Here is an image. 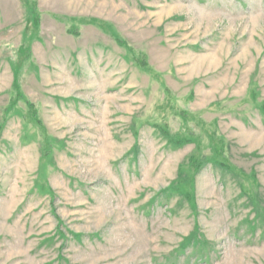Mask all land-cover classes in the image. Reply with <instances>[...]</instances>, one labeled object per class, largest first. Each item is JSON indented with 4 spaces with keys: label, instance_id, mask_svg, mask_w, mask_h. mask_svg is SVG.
Wrapping results in <instances>:
<instances>
[{
    "label": "rangeland",
    "instance_id": "1",
    "mask_svg": "<svg viewBox=\"0 0 264 264\" xmlns=\"http://www.w3.org/2000/svg\"><path fill=\"white\" fill-rule=\"evenodd\" d=\"M0 264H264V0H0Z\"/></svg>",
    "mask_w": 264,
    "mask_h": 264
}]
</instances>
